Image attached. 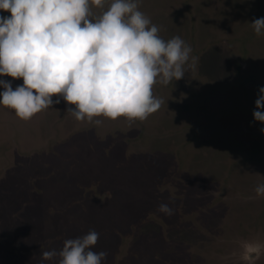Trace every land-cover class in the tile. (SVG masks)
<instances>
[{"label": "rangeland", "instance_id": "obj_1", "mask_svg": "<svg viewBox=\"0 0 264 264\" xmlns=\"http://www.w3.org/2000/svg\"><path fill=\"white\" fill-rule=\"evenodd\" d=\"M138 7L192 47L196 68L154 85L163 103L143 121H77L63 100L27 121L0 106V264H40L89 230L103 264H264V124L252 116L264 36L250 24L264 0Z\"/></svg>", "mask_w": 264, "mask_h": 264}, {"label": "clouds", "instance_id": "obj_2", "mask_svg": "<svg viewBox=\"0 0 264 264\" xmlns=\"http://www.w3.org/2000/svg\"><path fill=\"white\" fill-rule=\"evenodd\" d=\"M90 5L101 13L93 16ZM138 5L139 0H0V13H9L0 15V106L25 121L61 100L77 121L147 119L163 103L153 86L180 80L196 68L198 57L180 36L163 39ZM250 24L257 37L264 36V17ZM3 77L22 84L13 88ZM254 105L253 120L264 124V86ZM254 191L264 196V183ZM157 210L173 215L166 203ZM98 239L95 230L67 238L59 250H41L40 264H103L107 252L94 250Z\"/></svg>", "mask_w": 264, "mask_h": 264}]
</instances>
